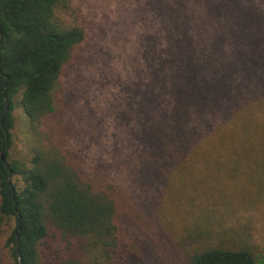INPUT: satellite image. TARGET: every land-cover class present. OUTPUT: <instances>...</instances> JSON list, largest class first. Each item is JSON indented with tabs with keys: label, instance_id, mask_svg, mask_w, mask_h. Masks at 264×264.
Listing matches in <instances>:
<instances>
[{
	"label": "trees",
	"instance_id": "trees-1",
	"mask_svg": "<svg viewBox=\"0 0 264 264\" xmlns=\"http://www.w3.org/2000/svg\"><path fill=\"white\" fill-rule=\"evenodd\" d=\"M142 3L157 29L136 94L130 184L154 211L158 238H166L165 190L169 230L192 219L158 247L168 262L261 264L260 245L224 222L227 208L232 217L264 209V0ZM67 8V0H0V152L11 146L16 97L31 135L28 160L0 161V226L13 224L5 243L13 264H41L48 241L61 255L56 264H81L85 253L120 263L134 250L123 241L144 219L122 179L104 167L84 172L68 151L62 76L85 30L63 17ZM197 201L225 212L196 211ZM225 231L237 239L218 241Z\"/></svg>",
	"mask_w": 264,
	"mask_h": 264
},
{
	"label": "rangeland",
	"instance_id": "rangeland-1",
	"mask_svg": "<svg viewBox=\"0 0 264 264\" xmlns=\"http://www.w3.org/2000/svg\"><path fill=\"white\" fill-rule=\"evenodd\" d=\"M67 1L68 8L63 17L85 30V39L62 76V118L71 127L68 151L84 172L94 174L101 168L115 179H122V184L118 183L131 197V203L134 206L136 204L138 216L144 218L140 227L133 228L136 234H131L123 241L125 246L132 244L134 250L129 255H123L122 262L117 263L93 253L76 258L81 264H183L178 258L168 262V249H160L158 242L161 239L168 242V231L172 239L176 240L184 228L191 229L192 219L186 223L174 222V229L169 230L168 190H165L161 199L163 208L158 215L164 222L161 229L166 233V238H158L154 234L156 227L153 228L151 222L155 213L141 204L143 196L140 197L139 190H133L128 175L133 165L132 159H135L139 150L138 141L132 140L131 135L138 130L136 94L144 80V53L157 27L147 10L143 9V0ZM17 102L16 97L12 112L14 125L9 132L11 146L5 157L7 161L28 160L30 156L28 121ZM195 205L196 211L203 208L198 201ZM209 209L202 211L212 213L214 210L219 215L226 210V226L244 229L260 245L259 257L261 264H264V209L238 212L236 217H232L229 212L231 209L228 208ZM12 228V222L0 226V264H13L10 251L5 246ZM236 236L225 231L217 239L228 243L237 239ZM139 240H142L141 245ZM56 247L51 241L45 243L41 264L58 263L57 256L61 255H56ZM163 253L165 259H162Z\"/></svg>",
	"mask_w": 264,
	"mask_h": 264
},
{
	"label": "water",
	"instance_id": "water-1",
	"mask_svg": "<svg viewBox=\"0 0 264 264\" xmlns=\"http://www.w3.org/2000/svg\"><path fill=\"white\" fill-rule=\"evenodd\" d=\"M7 113H8V106H7V104L5 103L4 114H3V117H2L1 123L3 122V120H4L5 116L7 115ZM0 161H1L2 163L6 164L4 148H2V151L0 152ZM10 175H11V173L9 174V177H8V179H7V183H8V185L11 187ZM18 263L20 264V262H19V258H18Z\"/></svg>",
	"mask_w": 264,
	"mask_h": 264
}]
</instances>
